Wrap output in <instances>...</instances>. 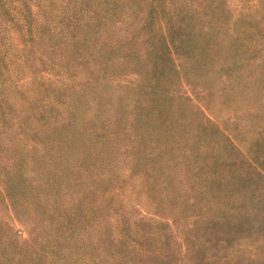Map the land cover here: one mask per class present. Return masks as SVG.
Listing matches in <instances>:
<instances>
[{"label": "trees", "instance_id": "obj_1", "mask_svg": "<svg viewBox=\"0 0 264 264\" xmlns=\"http://www.w3.org/2000/svg\"><path fill=\"white\" fill-rule=\"evenodd\" d=\"M257 2L0 0V264H264Z\"/></svg>", "mask_w": 264, "mask_h": 264}, {"label": "rangeland", "instance_id": "obj_2", "mask_svg": "<svg viewBox=\"0 0 264 264\" xmlns=\"http://www.w3.org/2000/svg\"><path fill=\"white\" fill-rule=\"evenodd\" d=\"M257 1L258 0L249 2V5L243 7V4H242L243 2L241 0H230V6L235 11H239L240 9H244V10L250 9L251 11V10L257 9V3H258ZM263 71H264V68L259 69L256 65L251 66L250 64L248 71L246 70V73H248V75L254 78L264 79L261 75V72ZM184 93L188 95H192V93L190 92L188 88L184 89ZM247 95H249L248 92H247ZM247 95L242 94L241 99L235 98L236 100H234L233 102H228L227 105H231V107L233 108H228V106L226 108L224 104V97L219 92V94H217L213 100H211L210 102L206 101L208 106L210 104L209 107H205L206 115L209 116L211 119H213L216 123H218L220 128L226 131L227 133H229L232 137L234 136L240 139V133H239L240 129L239 127H236L237 125H236L235 120H237V117L235 116V113L243 114L246 112L258 111L257 110L258 106L254 104V102H251V100L248 99L249 96ZM229 97L232 98L233 96H229ZM201 104L203 106L206 105L205 102H202ZM245 130H247V132L245 135L246 137L244 136V140L242 142L237 141V143L240 144L242 148L244 149L247 146V144L250 143L251 136H252L251 134L252 131H251L250 126L248 127V129H245ZM131 201L135 202L133 195L131 197V200L129 199V202ZM8 220L11 222V225L13 226L15 230H19L20 232L24 233L23 237H26L25 235L26 229L24 226H21L19 223L13 221L11 217L10 218L8 217ZM240 248L241 246L238 245V249Z\"/></svg>", "mask_w": 264, "mask_h": 264}]
</instances>
